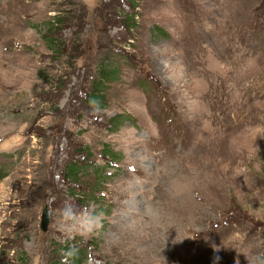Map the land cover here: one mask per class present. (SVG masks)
Here are the masks:
<instances>
[{
    "label": "rangeland",
    "instance_id": "obj_1",
    "mask_svg": "<svg viewBox=\"0 0 264 264\" xmlns=\"http://www.w3.org/2000/svg\"><path fill=\"white\" fill-rule=\"evenodd\" d=\"M257 257L264 0H0V264Z\"/></svg>",
    "mask_w": 264,
    "mask_h": 264
},
{
    "label": "trees",
    "instance_id": "obj_2",
    "mask_svg": "<svg viewBox=\"0 0 264 264\" xmlns=\"http://www.w3.org/2000/svg\"><path fill=\"white\" fill-rule=\"evenodd\" d=\"M128 23H129V21L127 20V22H124V24H123V26H125L126 29H129L131 27V25H129ZM100 80H106V78L99 77V80L97 79V81H95L93 83L91 91L89 93L85 94V97H86L85 99H86L87 102H89V104H93V103L94 104H99V101L102 100V95H101L102 90H101V88H102L103 85H102V83H100ZM97 83H100V85L97 84ZM71 170H72V172H76L75 168H72ZM59 264H62V262H60Z\"/></svg>",
    "mask_w": 264,
    "mask_h": 264
},
{
    "label": "water",
    "instance_id": "obj_3",
    "mask_svg": "<svg viewBox=\"0 0 264 264\" xmlns=\"http://www.w3.org/2000/svg\"><path fill=\"white\" fill-rule=\"evenodd\" d=\"M50 222V211L46 204L41 212L40 227L43 231H46Z\"/></svg>",
    "mask_w": 264,
    "mask_h": 264
},
{
    "label": "clouds",
    "instance_id": "obj_4",
    "mask_svg": "<svg viewBox=\"0 0 264 264\" xmlns=\"http://www.w3.org/2000/svg\"><path fill=\"white\" fill-rule=\"evenodd\" d=\"M101 215H102V213L101 214H98L96 216H93L91 218V223H92L93 227H96L97 225H99ZM256 260L259 261V264H264V260H261L259 257H257ZM253 264H256V262L253 261Z\"/></svg>",
    "mask_w": 264,
    "mask_h": 264
},
{
    "label": "bare ground",
    "instance_id": "obj_5",
    "mask_svg": "<svg viewBox=\"0 0 264 264\" xmlns=\"http://www.w3.org/2000/svg\"><path fill=\"white\" fill-rule=\"evenodd\" d=\"M136 228V227H135Z\"/></svg>",
    "mask_w": 264,
    "mask_h": 264
}]
</instances>
